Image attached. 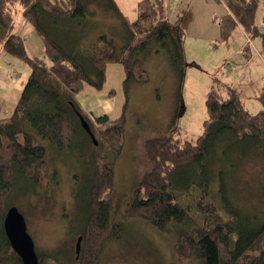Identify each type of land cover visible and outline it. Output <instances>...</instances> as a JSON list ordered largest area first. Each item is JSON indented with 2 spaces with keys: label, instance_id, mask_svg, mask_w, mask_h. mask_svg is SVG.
<instances>
[{
  "label": "trees",
  "instance_id": "16d2710c",
  "mask_svg": "<svg viewBox=\"0 0 264 264\" xmlns=\"http://www.w3.org/2000/svg\"><path fill=\"white\" fill-rule=\"evenodd\" d=\"M9 1L0 0V45L7 54L27 63L31 74L14 114L0 121V264H22L4 230L9 208L6 201L17 187V177L38 188L47 187L53 180L55 172L51 171L45 141L59 155L74 153L78 138H87L83 147L87 148L92 140L79 115L100 139L98 144L108 146L105 151L110 158H102L98 164V183L90 190L93 215L84 231V251L82 247L83 253L73 264H100L103 244L117 238L121 226L111 223V192L115 160L125 139L129 86L148 83L145 60L160 52L168 56L179 85H183L184 40L191 11L172 23L164 0H143L136 20L129 23L114 0H19L24 17L42 39L48 64L45 59L30 56L24 38L13 32ZM219 1L229 11L220 21L221 40L229 41L241 27L250 39L261 37L264 49V15L263 30L256 25L264 0ZM101 5L122 20L125 35L120 37V45L108 35L94 32L96 28L90 30ZM109 64H122L125 70L126 103L116 120L108 116L93 118L77 101L85 85L102 90ZM228 91L226 99L215 92L208 96L205 130L196 143L181 145L169 136L146 141L151 168L134 191L128 213L131 217L143 216L158 231L176 237L180 253L195 264H264V221L258 213L245 215L231 199L227 187L221 184L224 172L216 153L227 141L236 146L251 142L252 150L264 146V93L260 97L263 109L252 114L244 108L235 88L228 86ZM211 154L216 163L209 177L207 170L199 177L201 166L204 168ZM246 160L241 161L242 166ZM191 166L198 171L182 186L178 183L180 172Z\"/></svg>",
  "mask_w": 264,
  "mask_h": 264
},
{
  "label": "rangeland",
  "instance_id": "374dc122",
  "mask_svg": "<svg viewBox=\"0 0 264 264\" xmlns=\"http://www.w3.org/2000/svg\"><path fill=\"white\" fill-rule=\"evenodd\" d=\"M116 4L129 23L136 19L138 11L134 0H119ZM101 6V12L97 10L98 16L91 21L90 30L94 27V32L98 30L99 35H108L120 45V37L125 35L122 20L106 6ZM216 6L224 10L221 4L216 3ZM7 10L13 20L15 34L25 40L28 54L41 58L44 44L32 24L23 18L20 1L10 0ZM263 15L264 8L260 5L256 16L260 30H263ZM199 19L193 13L186 32V75L182 86L164 52L145 60L150 77L148 83L129 86L125 139L115 160L111 192V222L121 226L117 238L111 237L103 244L100 264H195L180 253L176 237L158 231L145 217H131L128 213L134 191L151 168L145 151L146 141L169 136L181 145L196 143L205 130L208 96L215 92L226 99L228 86L238 91L244 108L250 113L256 114L263 109L260 98L264 93L261 37L250 39L239 29L233 33L232 39L222 41L219 14L211 25L212 39H209L204 35L203 24L195 26ZM17 62L27 70L28 76L30 66L21 60ZM113 66L119 69L110 77L111 88L117 94L105 101L104 108L111 110L114 106L115 111L121 112L124 101L120 93H123L125 70L122 64ZM92 106L85 104L88 111L103 115L104 112ZM84 138H78L74 143V153L71 151L65 155L56 154L49 142H43L51 154L50 167L55 172L53 180L47 187L38 188L17 177V187L6 201L9 208L17 207L25 217L41 264H73L83 253L82 247L84 251V241L79 254L76 246L93 215L90 190L98 183V164L102 158H110L105 151L108 146L95 145L92 141L83 148L88 141ZM96 141L98 143L100 139ZM253 145L249 142L236 146L227 141L219 145L216 153L224 172L221 184L227 187L231 199L245 211V215L258 213L264 221V146L252 150ZM96 158H99L98 163ZM214 158L217 159L216 156ZM246 158L242 166L241 161ZM213 163L216 162L212 161L211 154L204 168L201 166L203 172L198 174L199 177H203L205 170L209 177ZM197 171L195 166L183 168L178 183L186 186ZM218 184L221 185L219 180ZM212 198L217 201L216 197Z\"/></svg>",
  "mask_w": 264,
  "mask_h": 264
},
{
  "label": "crops",
  "instance_id": "0c3cea01",
  "mask_svg": "<svg viewBox=\"0 0 264 264\" xmlns=\"http://www.w3.org/2000/svg\"><path fill=\"white\" fill-rule=\"evenodd\" d=\"M115 1L116 3H119V0H115ZM141 1L143 0H134V4H135L134 7L137 8V11H138V5ZM151 1H155V0H151ZM164 3L166 7L167 18L172 23H176L184 12L191 10L192 14L194 13V17H196L197 19L198 17L200 18L199 21L195 24V26L198 25L199 27L200 24H203L205 28V29L203 28L205 32L204 35L208 36L209 39H212V26H211L212 23L217 20L219 14L221 21L229 13L226 6L223 3H221L219 0H164ZM216 3L221 4L224 10L221 11L219 6H216ZM22 15L23 18H25L24 8ZM239 29H241L242 32L244 33L241 27H238L235 31ZM14 31H15V26H14ZM219 35L221 37L220 22H219ZM41 58L45 59L46 62L50 64V61L47 59L45 55V50L42 51ZM17 60L18 59L7 54L3 46L0 45V121L9 119L14 114L18 101L22 95L23 89L31 74L30 73L27 76L28 74L27 70H25L24 67L18 64ZM113 65L114 64H109L107 66L106 82L101 91H98L89 85H85L83 91L77 96V101L81 106V108L87 114L91 115L93 118L108 116L110 120H116L120 118L123 113L124 105L126 103L124 89L122 90L123 93H120V96L123 95L121 97H123L122 100L124 101L121 112L119 110L115 111L114 106L111 107V110L104 108L105 101L108 98L115 97L117 94V92L111 88L110 77H111V73L112 74L115 72L118 73L119 69L114 67ZM85 104H87L88 106L93 105L92 106L93 109L99 108L102 113L104 112L103 115L98 116L95 115L93 111H88L85 108ZM119 106L121 107L120 104Z\"/></svg>",
  "mask_w": 264,
  "mask_h": 264
},
{
  "label": "water",
  "instance_id": "95a60500",
  "mask_svg": "<svg viewBox=\"0 0 264 264\" xmlns=\"http://www.w3.org/2000/svg\"><path fill=\"white\" fill-rule=\"evenodd\" d=\"M79 118L83 128L91 137L93 143L97 145L98 143L92 133L90 125L82 115H79ZM4 230L12 250L19 256L22 264H41L35 242L28 233L26 219L17 207L8 208L4 219ZM81 239L79 238L76 246L77 254L80 252Z\"/></svg>",
  "mask_w": 264,
  "mask_h": 264
},
{
  "label": "flooded vegetation",
  "instance_id": "af4514ba",
  "mask_svg": "<svg viewBox=\"0 0 264 264\" xmlns=\"http://www.w3.org/2000/svg\"><path fill=\"white\" fill-rule=\"evenodd\" d=\"M112 223V222H111ZM115 225L117 226L118 224H113V226L115 227ZM112 226V225H111ZM79 238H82L81 239V243H80V245L82 246V243H83V240H84V236H80ZM79 238H78V240H79ZM77 243H78V241H77ZM81 246H80V248H81Z\"/></svg>",
  "mask_w": 264,
  "mask_h": 264
}]
</instances>
